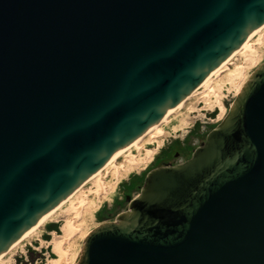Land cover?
I'll list each match as a JSON object with an SVG mask.
<instances>
[{"label": "water", "instance_id": "1", "mask_svg": "<svg viewBox=\"0 0 264 264\" xmlns=\"http://www.w3.org/2000/svg\"><path fill=\"white\" fill-rule=\"evenodd\" d=\"M263 25L264 0H0V257ZM76 264H264V64Z\"/></svg>", "mask_w": 264, "mask_h": 264}, {"label": "rangeland", "instance_id": "2", "mask_svg": "<svg viewBox=\"0 0 264 264\" xmlns=\"http://www.w3.org/2000/svg\"><path fill=\"white\" fill-rule=\"evenodd\" d=\"M251 43L256 50L253 59H247L243 54L237 55L225 72L201 87L196 97L186 101L182 108L170 115L160 126L162 134L155 130L138 147L124 153L117 160L115 168L90 181L37 233L8 253L0 264H50L58 258L59 251L67 252L64 264H75L85 238L100 225L113 222L128 211V199L132 201L140 195L150 171L190 160L195 150L224 120L240 94L238 91L264 64V28ZM237 68H242L241 74H232ZM221 102H224V108L220 106ZM98 183L105 186L104 190H100ZM100 191L101 194L97 195L96 192ZM84 199L87 204L80 207ZM93 199L97 200L95 204L92 203ZM100 204L103 205L101 208ZM69 223L75 227L71 235L67 234L65 228Z\"/></svg>", "mask_w": 264, "mask_h": 264}, {"label": "bare ground", "instance_id": "3", "mask_svg": "<svg viewBox=\"0 0 264 264\" xmlns=\"http://www.w3.org/2000/svg\"><path fill=\"white\" fill-rule=\"evenodd\" d=\"M262 28H264V25L260 28V30L257 32V34L262 30ZM256 34V35H257ZM255 35V36H256ZM254 36V37H255ZM253 37V38H254ZM252 38V39H253ZM251 39V40H252ZM251 40L250 41H248L247 43H245L229 60H227L225 63H223L220 67H219V70H218V73H217V75H216V77H218V75H219V73H222V72H225V70L226 69H228V65H230V64H232L231 62H232V60L237 56V55H239V54H243L247 59H249V58H251V59H253L254 58V55H255V53H256V50H255V48H254V46H253V44L251 43ZM241 72H242V68H237L235 71H233V73L232 74H234V75H239V74H241ZM231 74V75H232ZM250 79V78H249ZM208 82H210V81H207L206 83H204L201 87H203L204 85H206ZM205 87V86H204ZM239 92H241V90H239L238 91V93ZM189 100V99H188ZM188 100H184V101H182L180 104H178L172 111H170V112H168L167 114H166V116L160 121V122H158L156 125H154L147 133H146V135L144 136V138L146 137V136H148V135H150V134H152L155 130H159V134L161 133H163V131L160 129V126L164 123V122H166L167 120H168V118L170 117V115H172L173 113H175L177 110H179L180 108H182V106L186 103V101H188ZM224 102H221L220 103V106L222 107V108H224V104H223ZM154 134V133H153ZM144 138L143 139H141L140 141H138V142H136V143H134L133 145H131L129 148H127L125 151H123L116 159H114V160H112V161H110V162H108L107 163V165H106V167H105V169H104V171L103 172H105L106 170H108V169H111V168H115V166H116V162H117V160L124 154V153H126V152H128L130 149H132L133 147L134 148H136V147H138V144H140L143 140H144ZM134 163V162H133ZM132 163V164H133ZM103 172L102 173H100V174H98V175H96L95 177H93L92 179H90L88 182H86L84 185H82L81 187H79L72 195H70V197H69V200L68 201H70L78 192H80L90 181H92L94 178H96V177H98V176H101V174H103ZM99 178H101V177H99ZM102 183V182H101ZM98 186H99V188H100V190L102 191V189L104 190V188H105V186L103 187V185L102 184H100V183H98L97 184ZM110 187V186H109ZM107 188V187H106ZM101 191L98 193V192H96L97 193V195H100L101 194ZM97 201V200H96ZM96 201L93 199V201H92V203L93 204H95L96 203ZM98 201H99V198H98ZM66 203H64V204H61L41 225H40V227L37 229V231L45 224V223H47L48 222V220H50L55 214H56V212L60 209V208H62L64 205H65ZM87 204V201L84 199L82 202H81V204H80V207H84L85 205ZM103 205H101L100 204V206H99V208H101ZM79 214V213H78ZM66 229H67V234L68 235H71L70 233H72V231H73V229L75 228V227H73V224L72 223H69L66 227H65ZM66 229L64 230V231H66ZM37 231H34V232H30L28 235H26L25 237H23L21 240H19L18 242H16L14 245H12L1 257H0V261L8 254V253H10L11 251H13L16 247H18L20 244H22L24 241H26L28 238H30L34 233H37ZM67 238V237H66ZM65 240H67V239H65ZM61 242V241H60ZM59 242V243H60ZM58 243V242H57ZM56 243V244H57ZM58 243V244H59ZM55 244V245H56ZM61 244H62V242H61ZM61 244H60V246H61ZM58 246V245H57ZM55 248V247H54ZM59 248V247H58ZM55 250H56V248H55ZM61 250H62V248H61ZM56 253V252H55ZM58 258H56V259H54V260H52L51 262H50V264H64V262H65V259H66V257H67V252H65V251H59L58 253ZM79 260V259H78ZM78 260H77V262H78ZM76 262V263H77ZM75 263V264H76ZM74 264V263H73Z\"/></svg>", "mask_w": 264, "mask_h": 264}, {"label": "flooded vegetation", "instance_id": "4", "mask_svg": "<svg viewBox=\"0 0 264 264\" xmlns=\"http://www.w3.org/2000/svg\"><path fill=\"white\" fill-rule=\"evenodd\" d=\"M170 164V163H169ZM128 200H131L130 198Z\"/></svg>", "mask_w": 264, "mask_h": 264}, {"label": "trees", "instance_id": "5", "mask_svg": "<svg viewBox=\"0 0 264 264\" xmlns=\"http://www.w3.org/2000/svg\"><path fill=\"white\" fill-rule=\"evenodd\" d=\"M52 227H55V226H52Z\"/></svg>", "mask_w": 264, "mask_h": 264}]
</instances>
